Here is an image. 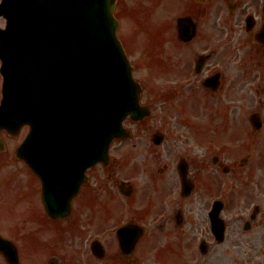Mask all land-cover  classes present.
I'll list each match as a JSON object with an SVG mask.
<instances>
[{"label":"flooded vegetation","instance_id":"obj_1","mask_svg":"<svg viewBox=\"0 0 264 264\" xmlns=\"http://www.w3.org/2000/svg\"><path fill=\"white\" fill-rule=\"evenodd\" d=\"M238 1L242 17L235 27L237 31H247L244 37L212 42L207 40L208 34L200 37L199 32L197 41L182 52L176 43L180 55L193 60L194 65L196 62V72L201 71L199 76L213 92L227 91L228 80L220 69L222 60L245 48L252 54L254 36L264 25V11L259 0ZM249 17L253 18L252 23ZM215 58L218 62L212 65L210 62ZM26 131L29 128L24 129V134ZM24 134L21 138L4 134L6 160L13 170L0 174V232L9 239L29 240L34 258L39 259L37 264H136L129 256H144L152 250L158 242L152 233L160 234L167 225L177 229L185 224V216L189 213L188 210L183 212L180 204L192 206L195 194L183 190L179 170L171 171L173 177L164 178L170 170L161 169V176L146 184L145 179L134 182L123 177V164L115 157L107 168L97 164L85 172L77 168L76 161H65L72 168L60 171L30 169L24 162L14 160ZM164 142L157 146L161 154L164 153L162 149L172 150L170 146L163 148ZM122 148L121 143H115L111 150ZM38 165L43 166V163L33 166ZM198 210L201 215L202 208ZM127 225L142 226L145 232L135 249L127 254L129 256L123 253L117 238L118 231ZM100 243L106 251V258L102 260L94 252V247Z\"/></svg>","mask_w":264,"mask_h":264},{"label":"water","instance_id":"obj_2","mask_svg":"<svg viewBox=\"0 0 264 264\" xmlns=\"http://www.w3.org/2000/svg\"><path fill=\"white\" fill-rule=\"evenodd\" d=\"M114 7L115 0H7L0 7L8 19L0 31V128L35 125L21 148L25 160L34 140L57 147L66 129L85 135L87 114L94 115L101 160L111 141L127 133L124 119L142 115L141 89L115 38ZM214 214L222 239L219 211Z\"/></svg>","mask_w":264,"mask_h":264},{"label":"rangeland","instance_id":"obj_3","mask_svg":"<svg viewBox=\"0 0 264 264\" xmlns=\"http://www.w3.org/2000/svg\"><path fill=\"white\" fill-rule=\"evenodd\" d=\"M1 1V0H0ZM161 3V6L156 9V14L149 17L151 27H154L158 21L170 24L174 19L175 13L173 7L175 0H156ZM122 3L119 10V15L122 18L123 30L136 35L139 30H146L147 24L144 19L138 26L135 23L134 6L140 7L143 18L145 6L142 0H120ZM120 5V4H119ZM5 26V20L0 18V28ZM121 37V36H120ZM127 40V37H126ZM137 43H142L141 38L137 39ZM169 45L174 46L173 43ZM171 53L176 55L177 59H180L183 63L186 59L183 55H180L179 51L174 52L172 49L164 48L161 56H157L153 62V70L159 73L162 77H167L169 74H173L172 71L163 68L165 60L172 58ZM147 72V68L144 66L139 68L137 79L140 80L145 86L143 103L148 104L152 108V116L144 124L136 125L132 122H126V126L135 132L137 136L136 144L137 150L133 151L132 163L137 169L138 174L142 179L145 178L147 172L145 170L156 169L157 167L164 166L167 162H174L178 154L176 150L180 148V145L175 141L176 135L179 130L183 136L184 142H188L193 148L197 157L202 156L203 149H207L210 156L207 159L208 165H204L207 168V173H203L200 170H195V176L200 173V187L201 190L195 195L194 204L187 206L186 209L189 213V218L193 217L195 223L185 225L181 231L187 236V240L193 245L191 251H194L193 256H189L186 259L187 264H264V144L256 143L254 146L251 144H240V148L234 149L232 154L229 155L225 152V145L219 146L208 145L206 147L197 144L193 134L188 128L183 129L182 119L184 114L175 111L168 100L160 98L157 95L156 79H152ZM151 78V79H150ZM160 83V82H158ZM250 90L244 87L243 98L238 100V111L241 112V118L250 114L252 111L262 110L264 112V97L255 94L257 86H251L252 80L249 81ZM2 81L0 74V100H1ZM226 100L235 103L234 97H225ZM192 108H198L192 103ZM171 118L177 123V128L168 130L170 133L169 145L172 147V151L167 154L165 149L164 155L159 157L158 164H155L154 157L147 155L144 149L147 150L146 137L156 132L157 128H165L163 124L162 114ZM199 117L197 120L204 122L203 116L208 122V116L204 114L203 108H199ZM242 124V123H241ZM238 125V130L249 136L252 132L247 122H244L243 126ZM185 131V132H184ZM262 139H264V130L261 132ZM220 132L213 134L218 137V141H222L220 138ZM195 140H193V139ZM231 144H235L232 142ZM142 147V148H141ZM210 148V149H209ZM250 155L251 160L244 164V167L240 166V161ZM219 156L222 159V163L228 164L231 167V171L228 175H224L221 172V167H215L212 164L213 157ZM231 156V157H230ZM196 163V162H195ZM171 164V163H169ZM201 164L200 161L196 163ZM202 165V164H201ZM209 176L211 181L210 198L204 195V181ZM221 200L225 203V207L222 213V217L227 223L226 240L222 244H218L211 233L210 223L207 218L208 205L213 204L215 200ZM259 206V213L255 219H251L254 208ZM193 208V211L191 210ZM198 208H202V217H199ZM247 224H250V228L246 229ZM203 240H206L211 246L205 253L199 252L200 244ZM165 251V250H164ZM183 252H186L183 248ZM169 253H166L167 255ZM170 255V254H169ZM146 264H161L158 263L157 258L154 256H147L144 258ZM170 264H174L171 259H168ZM180 261L178 260V263ZM0 264H4L2 257H0ZM6 264V263H5ZM26 264V263H25Z\"/></svg>","mask_w":264,"mask_h":264}]
</instances>
